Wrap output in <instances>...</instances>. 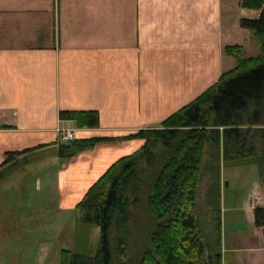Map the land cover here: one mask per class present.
<instances>
[{
    "label": "crops",
    "instance_id": "crops-1",
    "mask_svg": "<svg viewBox=\"0 0 264 264\" xmlns=\"http://www.w3.org/2000/svg\"><path fill=\"white\" fill-rule=\"evenodd\" d=\"M258 15L239 0H0V165L9 153L42 147L13 155L0 174L51 151L57 205L75 210L103 173L143 142L101 144L65 159L56 151L59 131L119 138L157 127L234 68L224 48L259 54L239 25ZM86 110L98 112L99 128L76 129L58 118ZM262 204L254 198L234 209L249 234L225 240L233 264H264L263 228L254 225Z\"/></svg>",
    "mask_w": 264,
    "mask_h": 264
},
{
    "label": "trees",
    "instance_id": "trees-1",
    "mask_svg": "<svg viewBox=\"0 0 264 264\" xmlns=\"http://www.w3.org/2000/svg\"><path fill=\"white\" fill-rule=\"evenodd\" d=\"M239 2L242 8L259 12L256 19L244 18L239 23L252 33L259 51L256 57H246L239 46L224 48V54L234 58V68L157 127L119 138L56 143L58 157L72 159L101 144L143 142L112 164L75 207L79 224L99 229L95 255L62 250L60 264L121 263L133 241L140 242L138 264H222L221 254L208 250L197 216L204 157L207 152L215 157L216 184L210 208L217 214L218 248L222 242L221 164L257 165L264 172V0ZM58 118L73 122L76 129L99 128V114L93 110L61 111ZM38 148L42 147L7 154L0 168L13 155ZM254 225L263 228L264 247V205L254 208Z\"/></svg>",
    "mask_w": 264,
    "mask_h": 264
},
{
    "label": "rangeland",
    "instance_id": "rangeland-1",
    "mask_svg": "<svg viewBox=\"0 0 264 264\" xmlns=\"http://www.w3.org/2000/svg\"><path fill=\"white\" fill-rule=\"evenodd\" d=\"M53 157V152L47 151L41 159L23 169L16 165L0 174V264H60L62 250L85 256L96 253L99 229L79 224L76 210L61 211L57 205V167ZM214 166L215 157L207 152L197 189V216L209 244L208 250L218 251L222 264H233L232 254L225 251V240L229 242L236 231L249 234L242 225L240 213L234 209L246 208L254 198L260 197L263 203L264 172L257 165L234 167L221 164L222 242L218 248L215 245L217 214L210 208L216 184ZM131 209L132 213H137L135 208ZM139 246L138 241L129 243L127 259L121 263L114 261V264H138Z\"/></svg>",
    "mask_w": 264,
    "mask_h": 264
},
{
    "label": "built area",
    "instance_id": "built-area-1",
    "mask_svg": "<svg viewBox=\"0 0 264 264\" xmlns=\"http://www.w3.org/2000/svg\"><path fill=\"white\" fill-rule=\"evenodd\" d=\"M61 141H73L75 139L74 130L72 129H61L59 131ZM255 201L261 203V199L255 198Z\"/></svg>",
    "mask_w": 264,
    "mask_h": 264
},
{
    "label": "water",
    "instance_id": "water-1",
    "mask_svg": "<svg viewBox=\"0 0 264 264\" xmlns=\"http://www.w3.org/2000/svg\"><path fill=\"white\" fill-rule=\"evenodd\" d=\"M227 186V183L225 182V187Z\"/></svg>",
    "mask_w": 264,
    "mask_h": 264
}]
</instances>
